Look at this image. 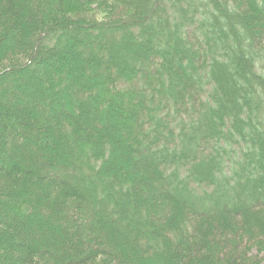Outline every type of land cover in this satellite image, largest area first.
<instances>
[{"label": "trees", "instance_id": "16d2710c", "mask_svg": "<svg viewBox=\"0 0 264 264\" xmlns=\"http://www.w3.org/2000/svg\"><path fill=\"white\" fill-rule=\"evenodd\" d=\"M56 1L78 12L73 2L88 11L90 4L105 6L112 0ZM117 1L135 12L128 9L121 22L94 34L72 29L77 23L68 21L62 8L54 11L52 2L51 8L46 0H0V66L12 56L22 57L28 45L37 54L43 37L55 35L44 41L53 46L44 68L32 61L0 78L27 76L26 87L0 84V103L15 89L29 101L23 109L28 119L1 120L0 127L13 133L20 122L39 128L32 135L22 132L24 146L36 152L20 162L0 133L6 148L0 175L10 188L0 194L6 202L0 201V209L12 206L6 208L10 225L3 223L0 210V232L12 229L11 235H21L7 248L11 255L3 264H40L46 258L51 264H253L247 256L250 244L264 251V72H256L264 64V0ZM169 2L172 20H167ZM60 23L63 29L57 30ZM180 29H185L183 40ZM74 30L76 36L64 38ZM123 33L128 42L140 37L139 48L117 43ZM79 34L90 43L89 51H103L104 57H87L79 66L73 58L83 56ZM58 38L60 45L54 46ZM41 48L44 43L40 53ZM126 54L116 80L112 66ZM57 58L66 64L55 65ZM99 69L107 75L94 80L100 88L80 89L90 84L85 73ZM57 73L81 92H61L59 84L54 89ZM119 80H138L137 101L143 84L154 111L126 110L127 115L119 109L122 96L114 94L105 103L103 87ZM40 102L54 127L35 115ZM140 104L149 105L147 99ZM36 120L40 126L31 123ZM142 121L150 123L149 130L140 129ZM150 133L154 140L149 141ZM49 139L52 144L45 143ZM77 175L82 189L72 179ZM105 209L109 212L102 217ZM41 218L52 222L50 230L40 221L25 231L20 226L22 219Z\"/></svg>", "mask_w": 264, "mask_h": 264}, {"label": "rangeland", "instance_id": "374dc122", "mask_svg": "<svg viewBox=\"0 0 264 264\" xmlns=\"http://www.w3.org/2000/svg\"><path fill=\"white\" fill-rule=\"evenodd\" d=\"M238 1L241 2L242 0H238ZM50 2L53 3V5H54L53 7H56V8L53 9L54 11L58 7L62 8V10H64V14H62V15L65 18H67L68 21H73V22L77 23L75 25L70 26V27H72V29L74 28L75 30H80L82 28H85L90 33H94V34L99 32V30H101L102 27L103 28H105V27L107 28L108 25L118 24L119 22L122 21V19H125L129 15L130 11H131L130 14H133L135 12V10L133 8H130L129 6H126V3H123V2H120V1H117V0H112L108 4H106L105 6L104 5H98V3H95L92 7H91L90 2L88 1V3L90 4L88 11H81L80 9L86 8V7L83 4H80L78 2H73L74 5H76V7L79 8L78 12H76V11L69 12V10H65V9H67V6H65L66 7L65 8L62 4L58 5L56 0H46V3H49L51 5ZM55 4H57V5H55ZM71 4H72V1H71ZM169 5H170V2L167 5V8H168L167 20H172V19L175 18V16H173V12L169 9ZM51 8H52V5H51ZM128 9H129V12H128ZM231 13H232V10H231ZM196 21H198V23H195L193 25H194V28H198L199 35H200L202 33V30H200L199 29L200 26H198L199 19H196ZM60 28L63 29V26L61 25V23L59 24L57 30L60 29ZM75 30L67 33V35H63L64 38H69V37L76 36V35H73V33L77 34V32ZM184 30L185 29H180V33H179V37L178 38H180L181 40H183L184 36H185L184 35ZM135 31L136 30H134V32ZM126 35H127L126 33L121 34V38L116 36L117 37V39H115L116 42L119 43V44H122V46L129 45L130 47H133L134 49H138L139 48L138 45L141 42V40H140L141 38L137 37L136 39H133L132 42H128L129 40L128 39L126 40V37H125ZM50 36L51 35H49L47 38L43 37L42 42L40 43V46L41 45L43 46V43L45 44V49L41 48V52L42 53H40V46H39V48L37 50V54H36V49L34 48V45H32V46L28 45L27 47H25L26 51L24 52L23 55H21L22 57L12 56L6 62H4L0 66V78L3 77V76H6V74L8 73V71L10 69H13V68H16V69L24 68L27 64H30L32 61H34V64L38 63L37 65L41 66V69L44 68L42 63H45L47 61H51L52 60L53 46H52V48H49V43L50 42L49 41L48 42H44L48 38L54 37L55 35H53L51 37ZM29 38H31V37H29ZM77 38H80V42L78 43V48H79L80 51L83 52L82 53L83 56H81V57L74 56L73 58H75L76 60L77 59L80 60L81 63L78 62L79 63L78 64L76 62L79 66H81L80 64H82L83 62L86 64L84 59H86L87 57L90 58V59L94 58L97 61H98V59L100 57H104L105 54H104L103 51H100V50L97 51V52L89 51L88 48H89L90 43L84 39V34H79V37H77ZM53 45L54 46L60 45L59 38L55 42H53ZM140 55H141V53L139 54V56ZM125 56H126L125 58L121 59L122 62L120 64H118L117 67L112 66L113 69H114L113 72H117V74H118L120 69H121L122 64H125V62L127 63L126 59L128 58L129 55L126 54ZM174 56L175 55L173 53H171L169 58L173 59ZM54 58H56V57H54ZM58 58L55 61V65L59 66V65H65L66 64L65 62H61V61L58 62V60H59ZM144 59H145L144 56L142 58L140 57L139 61L143 63ZM139 61H136V62L138 63ZM129 64L132 66L133 63L130 62ZM57 68H59V67H57ZM256 72H259V73L264 72V64L261 65L260 68L256 69ZM18 74L19 73H12L10 77H6L5 79L2 78L1 81H0V84L3 85V87L7 88V89L13 88V86H15L16 84H21L20 86L26 87V78H27V76L25 74H22V76H18ZM117 74L115 73L112 76L116 80H118L120 78L119 76L122 75L123 72L119 73L118 75ZM64 76H65V74H62V73H57V76L56 77L54 76V78L52 79L53 80V84L55 85L54 89H56V84H59V88L61 89V92L67 90L71 95H78L81 92L80 89H82V88H84L83 91L84 90H90L89 89L90 87L100 88L99 85H95L96 81H94V80L98 81V79H100L101 81H104L107 78L106 73L104 71H102L101 69H99L98 71H96V70L95 71H88V72L85 73V76H86L85 80L88 79L90 84L87 85L86 88L83 85H80L81 86V88L79 87L80 89H74V88L70 89L68 87V84L64 80L65 79ZM245 76H247V72H245ZM244 78H242V80H244ZM137 82H138V80L130 81V82H120V80H119L114 85L113 84L106 85L105 87H103V89H105L103 91V93L106 94L108 92V95H104L105 103H111L110 102L111 101V99H110L111 98V94H114L115 97H118V95L122 96L123 101H122L121 107H119V109H122L125 113H126V110L133 112V111H135L137 109H141L144 113L146 112L147 114L150 113L151 111H154V107L150 109V107H152L153 105L150 102L149 95L147 94L146 88H144L143 84H140L138 86L139 89L136 87L137 91H138V93H137L138 98L140 97V100H138V101L136 100L135 86H136ZM47 83H49V81ZM83 84H85L84 80H83ZM52 87H53V85H52ZM74 87H76V86H74ZM76 88H78V87H76ZM53 93L54 94L52 96V99H53L54 95L56 94V91H54ZM85 93H86V91H85ZM94 93L95 92H93V94ZM9 97H10V99H9ZM94 98L96 99L97 97H94ZM130 98H133L135 100V102L130 101ZM27 99L28 98H26L25 95L21 94L19 89H15V91L13 93L10 92V91L6 92V96L4 97V99L0 103V122H1V120L4 122L6 119H11L13 122H15V120H13V119H17L18 121L24 122V120L28 119L27 118L29 116L28 113L23 112V109L25 108L24 107L25 104H28V102H29V101H27ZM144 99H147V103H149V105L145 106V108L142 107V105L140 104V101H142ZM45 102L44 103L40 102L38 104L41 107H36V110L38 112L35 115H38L40 119L44 120V124L43 125H46V127H49V126L54 127L55 126L54 119L52 118L50 120H47L45 118V113L42 112V109H43L42 107L45 105ZM129 102H132L133 104L129 105ZM105 103H104V105H105ZM102 104H103V102H102ZM49 108L51 109L52 107L48 106V108H46V109L49 110ZM54 108L55 109H53V111L55 112L56 107H54ZM98 108H100V107H98ZM113 108L118 109V107H115V106ZM49 112L50 111H47V113H49ZM163 113H164L163 110H160L159 114H163ZM85 114L90 117V120H93L95 118V116L92 115L90 112H86ZM130 114L132 115V113H130ZM64 122H67V121H64ZM31 123L36 125V126H40V125H38L37 120L33 121ZM16 124H17V122H16ZM20 124H21V122H20ZM20 124L17 126L18 131L16 133H13L12 130L10 128H7L6 125H4V124L2 125V127H0V133L3 132L2 133L3 138H1V140H3L4 142H6L8 144L9 151L12 154L11 157H13L15 155L14 158H16L15 160L17 162H20V159H21L20 157H24V156L28 157L29 155H31L30 157L32 158L33 157L32 156L33 152L35 151V150H33V152H32V150H29L26 146H24L25 140L24 141L22 140V138H23L22 132L23 133L24 132H26V133L30 132L31 135H32L33 134V130L37 131L39 129L38 127H34V126L26 128V127L20 126ZM142 124H143V126L140 128L141 130H149L150 123H147V124L144 125V121H142ZM175 125H177V124H175ZM37 134H36L35 138L37 136H39ZM57 135L60 136V134H57ZM57 135L55 134L54 138L56 137L58 140H60V138ZM149 138H151L149 141L154 140V133L153 134L150 133ZM60 141L62 142V144L65 143L64 140H60ZM45 143L52 144L53 140L49 139ZM33 144L34 143H32L31 149L32 148L33 149L36 148L35 145H33ZM59 147H62V146H59ZM5 149L6 148H5V146H3V142L0 141V157H2L3 156L2 154L5 153L4 152ZM157 157H159L160 159L162 158L161 155H157ZM125 158H130V153H128L125 156ZM93 164H94V162H93ZM34 167H36L35 170L40 172L41 169L39 167H41V165H39V163H36ZM137 177L143 178L142 175H138ZM139 178H136V179H139ZM72 179L74 180L75 185H77L81 189L83 188V187L79 186V184L82 183V180L80 179V175H77L76 178L72 177ZM5 182H6V179L1 177V175H0V194H5V193L10 191V188L8 187V185ZM139 187H141V186H139ZM142 187L144 188L143 185H142ZM92 194L94 195L95 193L93 192ZM0 201L4 202L2 200H0ZM124 202L125 201L121 200L120 204L123 206ZM4 203H6V202H4ZM230 205L234 206L235 204H234V202H231ZM7 206L8 207H12V206H10V204H8L6 206L2 205L1 209L4 208V209H2V210H4V212L1 211V213H2L1 215L2 216H6L3 219V221H4L3 223H6V224L8 223L10 225V221H12V219L8 220L9 215H8V213L6 211ZM111 206L115 207V209H116L117 204H115V202H114ZM81 210H83V209H81ZM108 212L109 211L107 209H105V210L102 211V214H100V215H102V217L103 216L106 217ZM78 213H79V209L75 212V216L76 217H77ZM34 220L35 219L26 221L25 219H22L21 220L22 224L20 226H22V229L25 231L27 229V227H31V226L35 225L37 222L40 221L39 222L40 225L43 228H45L46 231L51 229V225H52L51 221H48V220L43 219V218H41L39 220L37 219L36 221H34ZM20 226H18V228ZM14 229H16V228H14ZM22 229L19 228V230H22ZM11 234H13L12 233V229L9 230L8 232H5V231L4 232H0V242L3 243V245L0 246V264L5 263L6 262L5 261L6 257L11 255V253L7 250V248H9V246H11L13 243H17L18 239H21L20 238L21 235L15 236V235H11ZM248 244H249L248 242L243 241V245L244 246H247ZM6 245H7V247H6ZM250 245H251L252 248L248 252L247 256L248 257H252V260H254L253 264H264V251L258 250L252 243ZM49 261L50 260L48 258H46V261H42V262H45L46 264H51L52 262H49ZM42 262H40V264ZM138 264H141V262H138Z\"/></svg>", "mask_w": 264, "mask_h": 264}, {"label": "bare ground", "instance_id": "6f19581e", "mask_svg": "<svg viewBox=\"0 0 264 264\" xmlns=\"http://www.w3.org/2000/svg\"><path fill=\"white\" fill-rule=\"evenodd\" d=\"M2 99H4V97H2ZM6 99V98H5ZM1 166H4V163H3V160L1 159V164H0V167Z\"/></svg>", "mask_w": 264, "mask_h": 264}]
</instances>
